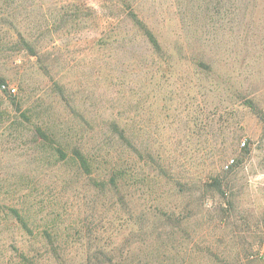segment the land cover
<instances>
[{
    "label": "rangeland",
    "instance_id": "1",
    "mask_svg": "<svg viewBox=\"0 0 264 264\" xmlns=\"http://www.w3.org/2000/svg\"><path fill=\"white\" fill-rule=\"evenodd\" d=\"M96 257L264 264V0H0V264Z\"/></svg>",
    "mask_w": 264,
    "mask_h": 264
},
{
    "label": "trees",
    "instance_id": "2",
    "mask_svg": "<svg viewBox=\"0 0 264 264\" xmlns=\"http://www.w3.org/2000/svg\"><path fill=\"white\" fill-rule=\"evenodd\" d=\"M132 12V11H131ZM132 17L134 19H137L136 18V15H133L132 14ZM136 23L139 27H141V29L143 30V34L145 35V37L148 39V41L154 46V47H158V43H157V40L155 38V36L153 35V33L145 26L143 25L141 22H139V20H136ZM98 264H106L105 261H103V259L99 258V257H96L94 258Z\"/></svg>",
    "mask_w": 264,
    "mask_h": 264
},
{
    "label": "built area",
    "instance_id": "3",
    "mask_svg": "<svg viewBox=\"0 0 264 264\" xmlns=\"http://www.w3.org/2000/svg\"><path fill=\"white\" fill-rule=\"evenodd\" d=\"M11 92L15 93V92H16V90H15V89H11ZM232 163H233V161H231V163H230V164H232Z\"/></svg>",
    "mask_w": 264,
    "mask_h": 264
}]
</instances>
